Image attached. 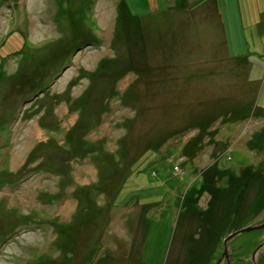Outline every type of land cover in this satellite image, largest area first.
Wrapping results in <instances>:
<instances>
[{
  "label": "rangeland",
  "instance_id": "obj_1",
  "mask_svg": "<svg viewBox=\"0 0 264 264\" xmlns=\"http://www.w3.org/2000/svg\"><path fill=\"white\" fill-rule=\"evenodd\" d=\"M261 224L264 0H0V264H226Z\"/></svg>",
  "mask_w": 264,
  "mask_h": 264
},
{
  "label": "crops",
  "instance_id": "obj_2",
  "mask_svg": "<svg viewBox=\"0 0 264 264\" xmlns=\"http://www.w3.org/2000/svg\"><path fill=\"white\" fill-rule=\"evenodd\" d=\"M219 11L221 12V14H222V9H220L219 8ZM220 19V21H219V24H218V28H217V22L215 23V25H210V30L207 32V37H209V36H213V34H215L216 32L218 33V34H220V35H222L223 36V41L222 42H220V46L223 48V51L221 52V54H226V55H229V53H230V51H229V49H228V47H226V46H224V41L226 42V39H227V37L225 36L226 35V31H227V29L225 28V21H224V18H222V17H220L219 18ZM219 30H220V32H219ZM203 55H205L204 53H203ZM238 57H240L241 55L240 54H238L237 55ZM221 57H223L222 55H221ZM70 107H68L67 109H68V111H70V112H72V110H74L73 109V107H71V105H69ZM82 115V114H81ZM81 115L80 116H78V120H77V122L74 124V126L65 134V139H66V141L68 140V141H70L71 140V142L73 141V140H75L74 139V137H77L78 139H76L75 141L77 142V144H78V142L80 141V137L81 136H83L85 133H87V132H93L92 130H90V129H93V125H92V127H90L89 129L87 128V126L86 125H84V123H83V121L81 120ZM102 116V115H101ZM43 117H45L44 115H42L41 117H39V120H38V125L40 126V128L41 129H49V132H51V128H49V127H52V126H50V125H47V124H44V120H42L43 119ZM97 123H98V121L96 122V125L95 126H97ZM100 123V122H99ZM84 125V126H83ZM37 127V126H36ZM38 128V127H37ZM39 129V128H38ZM48 129H47V131H48ZM94 130H95V128H94ZM38 132H39V130H38ZM52 141H49V142H43L45 145L43 146V145H40V144H38L37 146H34L32 149H31V151L29 152V153H27V156L25 157L26 159H25V161L22 163V167L20 168V169H18L17 171H18V173L19 172H22L23 174L27 171H32V169H31V167H32V165H34L35 163H37V160H38V158H37V153H38V151L40 150V149H42V148H46V147H49V146H51L50 144H52L51 143ZM50 143V144H49ZM96 143H98V142H96ZM59 145V144H58ZM60 147V146H59ZM56 149H58V147L56 148ZM60 149H62V148H59V150ZM78 149V150H77ZM72 150H73V156H80V155H83V152L85 151V152H88L87 150H81V148L78 146V148H73L72 147ZM89 150V152H88V155L87 156H89V157H92L93 156V153L95 154V153H98V151L96 150V149H88ZM99 153H101V152H99ZM82 157H84V155L82 156ZM88 157V158H89ZM44 158V157H43ZM41 161L40 162H38L37 164V166L35 167V165L33 166L34 168V170H41V169H47L48 171H50V169L49 168H47V166H50V163H45V161L41 158L40 159ZM93 163V162H92ZM97 164H92V166H94L95 167V169L97 170L98 169V167L96 166ZM53 166H56V165H53ZM82 167V166H81ZM10 169V168H9ZM9 169L7 170V171H9ZM56 170H57V168H55ZM3 171V170H2ZM10 171H12L11 169H10ZM43 171V170H42ZM45 172V171H44ZM2 174H3V172H2ZM6 174H7V172H6ZM15 173H12L11 175L9 174H7L8 176H10V177H8L7 176V181H10V178L14 175ZM98 174V173H97ZM17 175V173L14 175V176H16ZM73 177V175L72 174H70V176L69 177H66L68 180H70L71 178ZM74 183H75V181H74ZM91 187V186H90ZM77 190H75L74 191V194H77V193H79V189L78 188H76ZM88 189H92V187L91 188H88ZM90 192H91V190H90ZM84 193H87V197H88V192H84ZM73 196H71V197H75V195L73 194V192L71 193ZM49 196H54V194H49ZM77 199H78V201H79V199H80V196H77ZM86 200H87V198L84 200L85 202H86ZM84 201H80V203L82 204ZM80 208H81V206H79ZM80 213V212H79ZM77 214L76 216L77 217H75V222H76V219L77 218H79V219H82L81 218V213L80 214ZM62 227V228H61ZM76 228V224H74V225H72V224H68V225H60V226H58L57 227V235H58V238L54 241V245H56L57 244V241L58 240H60V237L62 236V237H65L66 239H67V235L68 234H71L70 232H72L74 229ZM248 248V247H247ZM239 249H241V248H239ZM247 251V250H246ZM245 251V252H246ZM245 252H243V254L245 253Z\"/></svg>",
  "mask_w": 264,
  "mask_h": 264
},
{
  "label": "water",
  "instance_id": "obj_3",
  "mask_svg": "<svg viewBox=\"0 0 264 264\" xmlns=\"http://www.w3.org/2000/svg\"><path fill=\"white\" fill-rule=\"evenodd\" d=\"M258 229H264V224L258 225V226H252V227H247L237 233H234L232 235H230V237H228L225 241H224V252L222 255V258L220 259L219 262L221 261H226V264H233V251L232 248L229 247L230 242L232 241L233 238H235L236 236H238L239 234H244L250 231H255ZM264 247V243H262L261 245H258V247L255 249L253 256H252V261L253 264H260V262L257 261V257H258V253L260 252V250ZM220 264V263H219Z\"/></svg>",
  "mask_w": 264,
  "mask_h": 264
},
{
  "label": "bare ground",
  "instance_id": "obj_4",
  "mask_svg": "<svg viewBox=\"0 0 264 264\" xmlns=\"http://www.w3.org/2000/svg\"><path fill=\"white\" fill-rule=\"evenodd\" d=\"M46 69H47V67H45ZM116 70V69H115ZM113 73V74H112ZM101 74H102V76L104 75L105 76V80H110L111 78H113L114 79V75H115V71L110 67V65L109 64H107L102 70H101ZM101 76V77H102ZM108 76V77H107ZM50 87V85L49 86H47V87H44L46 90H48V88ZM6 120V119H5ZM9 120V118L6 120V122ZM10 124V123H9ZM52 143V142H51ZM97 167H99V165H97ZM13 173V172H12ZM15 175V174H14ZM13 175V176H14ZM35 216V213L34 212H32V213H30V217L31 218H33V217ZM67 225V224H66ZM57 229V228H56ZM55 229V231H57ZM71 233V232H70Z\"/></svg>",
  "mask_w": 264,
  "mask_h": 264
},
{
  "label": "trees",
  "instance_id": "obj_5",
  "mask_svg": "<svg viewBox=\"0 0 264 264\" xmlns=\"http://www.w3.org/2000/svg\"><path fill=\"white\" fill-rule=\"evenodd\" d=\"M96 40V39H95ZM91 42H93V41H91ZM107 64H104V65H102V67H100V71L106 66ZM107 154H109V155H111V153H107ZM244 256L246 255V254H243Z\"/></svg>",
  "mask_w": 264,
  "mask_h": 264
},
{
  "label": "flooded vegetation",
  "instance_id": "obj_6",
  "mask_svg": "<svg viewBox=\"0 0 264 264\" xmlns=\"http://www.w3.org/2000/svg\"><path fill=\"white\" fill-rule=\"evenodd\" d=\"M232 259H234V257Z\"/></svg>",
  "mask_w": 264,
  "mask_h": 264
}]
</instances>
